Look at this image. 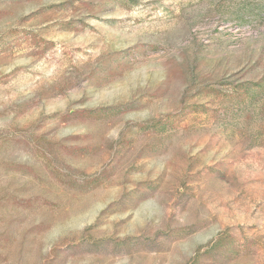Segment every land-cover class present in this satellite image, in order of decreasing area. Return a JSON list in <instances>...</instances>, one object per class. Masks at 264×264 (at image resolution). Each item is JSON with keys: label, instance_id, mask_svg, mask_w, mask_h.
Wrapping results in <instances>:
<instances>
[{"label": "rangeland", "instance_id": "rangeland-1", "mask_svg": "<svg viewBox=\"0 0 264 264\" xmlns=\"http://www.w3.org/2000/svg\"><path fill=\"white\" fill-rule=\"evenodd\" d=\"M0 264H264V0H0Z\"/></svg>", "mask_w": 264, "mask_h": 264}]
</instances>
